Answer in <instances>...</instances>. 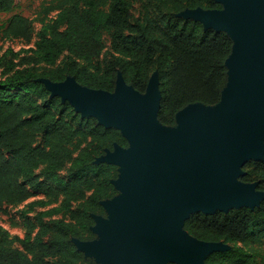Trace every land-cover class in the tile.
I'll return each mask as SVG.
<instances>
[{"label": "trees", "instance_id": "1", "mask_svg": "<svg viewBox=\"0 0 264 264\" xmlns=\"http://www.w3.org/2000/svg\"><path fill=\"white\" fill-rule=\"evenodd\" d=\"M15 1L0 0V12H11ZM66 1L49 8L61 11L41 30L35 42L37 56L5 61L9 54L18 56L8 48L0 57V63L5 61L0 72V214H6L7 206L21 204L37 193L47 201H30L29 209L58 203L37 215L39 226L32 241L35 223L30 219L24 238L9 237L0 229V264H78L92 260L77 250L72 239L95 238L90 229L92 215L104 216L100 202L117 192L110 181L116 166L95 160L106 149L112 150L114 142L127 146L118 130L89 120H84L87 133L78 132L60 114V97H49L41 76L35 70L15 67L38 62L52 65L67 52L70 57L64 75L73 76L80 85L113 91L116 72L120 71L125 82L140 93L145 92L155 68L161 95L157 120L170 127L176 125L175 114L190 103L216 105L227 83L225 60L233 45L227 32L204 30L201 22L174 14L145 24L132 23L131 9L139 0ZM158 1L171 7L173 13L186 8H221L215 0ZM1 34L29 42V18L12 14ZM104 35L110 38L113 55L102 69L90 70L89 64L102 53ZM39 134L44 136L41 144L36 140ZM87 134L91 140L84 144ZM67 163V176L61 178L59 171ZM242 170L241 181L257 182V188L264 190V160H250ZM87 189L92 193L77 208L75 220L57 221L49 241H44L50 227L41 216L51 211L68 212L71 203ZM183 228L198 239L230 244L229 249L210 253L205 264H264V199L253 209L241 206L212 214L194 212ZM16 241L26 249L14 246Z\"/></svg>", "mask_w": 264, "mask_h": 264}, {"label": "water", "instance_id": "2", "mask_svg": "<svg viewBox=\"0 0 264 264\" xmlns=\"http://www.w3.org/2000/svg\"><path fill=\"white\" fill-rule=\"evenodd\" d=\"M215 1L221 8H186L178 16L231 36L227 83L216 105H186L173 127L157 120V72L144 93L121 74L113 91L82 86L73 76L40 79L51 97L120 130L127 141L95 160L121 167L111 183L122 195L100 202L105 215H92L94 239H72L95 263L205 264L210 253L229 246L190 235L183 228L190 214L253 209L264 199L256 182L239 179L246 162L264 160V0Z\"/></svg>", "mask_w": 264, "mask_h": 264}, {"label": "rangeland", "instance_id": "3", "mask_svg": "<svg viewBox=\"0 0 264 264\" xmlns=\"http://www.w3.org/2000/svg\"><path fill=\"white\" fill-rule=\"evenodd\" d=\"M71 1L72 0H67L66 2H71ZM61 2L62 0H16L14 8L11 12H8V13L0 12V57L2 53L8 48L12 49L13 52L18 53V56L13 58V55L9 54L7 58L5 59V61L7 59L8 60L14 59L15 61H17L21 56H26V55L37 56L38 52L35 50V42L37 38L39 37L41 30L47 28L48 25L52 23V21L61 11L60 8H56L53 10H50L49 8L52 5H59L61 4ZM179 12L173 13V10L171 9V7L161 6L158 0H139L137 3L133 5L131 9V20H132V23L138 22L140 24H145L148 21H151V20L157 21L163 18L164 16H169L170 14L172 15L174 14L178 16ZM14 13H19L29 18L31 34H32L31 40L29 42H26L20 39L2 37V34H1L2 28L6 25L8 19ZM112 55H113V52L111 49L110 38L107 35H104L102 53L96 60H94L93 62L89 64V69L90 70H95V68L102 69L103 66H105L107 62L110 61L108 59ZM69 57L70 55L67 52H63L59 56L57 61L52 65H45L42 62L25 63V64L15 67V69H20V68L27 69L28 68L31 70H35L37 74L41 76L39 80L48 79L50 81L60 82V81H63L71 77V76L64 75L66 72L67 64L69 63ZM5 61H2L0 63V72L2 70V64ZM82 65L86 66L87 63L82 62ZM153 72H157L158 74V70L155 68L151 70L150 75ZM61 74H63L64 76H63V79L60 80L58 76H61ZM119 74H121V72L117 71L116 78ZM49 97L51 98V95H49ZM60 103L62 104V106L58 107V109L61 110L60 114L64 116L66 119H68L72 123L73 127L76 130H78V132L87 133L84 120H89V122H92L94 124H99L98 120L93 116L82 117L80 112H77L74 109V107L70 104V102H68L67 100L62 101L60 99ZM118 132L121 134L120 130H118ZM121 136L124 138L122 134ZM36 140L38 144L43 143L44 141L43 134H39ZM90 140L91 138L89 137L88 134L83 137L84 144H86ZM115 145L121 146L118 142H114V146ZM68 167H69V163H67L59 171V176L61 178H66ZM38 172L39 170H36V173ZM114 174H115V177L110 179L111 182L112 180L117 179L121 175L120 166L115 167ZM258 190H261V189H258ZM261 191H264V190H261ZM91 193H92V189L85 190L84 195L80 199L73 201L71 203L70 209L66 213L59 212V211H51L50 213H44L41 216V220L50 227L51 232L49 230V233L43 236V240L49 241L51 234H52V227L56 224L57 221L59 220H64L66 222L74 221L76 218L77 208L80 207L82 203H84V201L91 195ZM115 195L116 196L122 195V193L117 191ZM34 200L44 202V201H47V198L44 197L42 194L37 193L34 197L28 199L27 201L21 204H18L13 207L7 206L6 214H0V229L5 231L9 237L18 236L19 238H24L26 235V230H27V220L30 219L33 223H35V228L31 231V234H30V237H31L30 240L31 241L34 240V237L36 235V232L39 226L37 215H40L43 212H47V210H50L54 208L55 206H58V203L56 202V203H48L45 205H35L29 209L28 202L34 201ZM13 245L16 247H19L22 250L26 249L25 246L18 243L17 241L14 242ZM227 245L230 246V244H227ZM238 245H241V243H238ZM87 258H90V257H87ZM90 259L92 260L90 261L82 260L78 264H98V263H95L93 258H90Z\"/></svg>", "mask_w": 264, "mask_h": 264}]
</instances>
